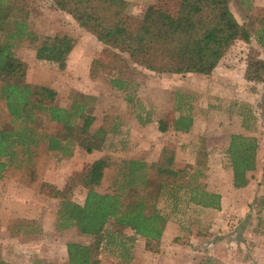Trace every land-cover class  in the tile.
Returning a JSON list of instances; mask_svg holds the SVG:
<instances>
[{"label":"rangeland","instance_id":"obj_1","mask_svg":"<svg viewBox=\"0 0 264 264\" xmlns=\"http://www.w3.org/2000/svg\"><path fill=\"white\" fill-rule=\"evenodd\" d=\"M26 1L27 22L36 40L34 43L24 41L14 50L26 63L25 81L54 89L55 103L59 106L68 105L69 93L93 96L89 110L94 121L90 130L98 127L104 117L112 116L117 132L107 135L102 149L87 153L76 148L67 159H57L55 153L46 151L41 144L32 156L30 165L35 178L31 181L26 178L24 167L5 168L0 177H7V181L0 187H4L7 196H15L16 201L23 203L13 208L24 209L25 217L15 216L7 222L6 230L0 229V246L9 247L7 250L12 254L15 240L41 245L39 258L37 247H32L28 254H15L24 258L23 264H61L60 254L64 255L66 241L88 242L90 239L73 227L61 230L59 237L47 231L44 238H40V225L45 228L55 221L59 199L53 193L66 190L72 171L85 170L91 161L105 156L108 164L97 187L104 192L113 178L114 163L122 158L151 161L165 145L174 149V167L191 165L186 170L189 175L195 169L192 165L195 152L202 146L206 165L199 169L197 177L187 176L183 181L188 179L192 187L218 193L222 197H219V208L209 210L212 208L187 201L186 186L176 191L174 188L164 190L157 201V208L166 217L160 239L146 242L134 236L129 257L121 255L122 246H128L129 241L116 246V237L113 243L102 240L99 264H264V81L243 77L250 58L264 60V47L257 43L256 34L251 31L248 39H236L209 75L158 76L128 65L127 68L117 67L121 73L116 69L98 72L91 79L88 76L91 59L107 63L111 60V51L78 28L67 14L55 10L50 0ZM153 4L172 14L178 8L177 0H131L121 19L124 25L133 29L146 6ZM229 4L235 18L243 21L248 29L251 22L252 26L264 27V0H229ZM56 33L73 39L63 68L55 62L34 57V48L40 40ZM114 64L120 65V62ZM112 77L125 79L126 86L119 90L111 87L109 79ZM176 105H180L181 110L188 108L192 116V124L185 133L171 128L172 120L180 113L175 110ZM145 113L151 121L141 124L137 115L144 117ZM7 120L0 101V127ZM159 120L166 124L164 131L157 128ZM39 124L46 130H54V124L45 119ZM232 133L254 136L258 143L257 165L247 172L249 183L242 188L232 187L225 154ZM84 193V188L75 186L67 195L81 203ZM0 222L2 227L5 214L0 215ZM122 233L127 235L130 231L125 229ZM119 238L124 239L118 237L117 240ZM39 241L42 242L39 244ZM2 255L0 249V258Z\"/></svg>","mask_w":264,"mask_h":264},{"label":"trees","instance_id":"obj_2","mask_svg":"<svg viewBox=\"0 0 264 264\" xmlns=\"http://www.w3.org/2000/svg\"><path fill=\"white\" fill-rule=\"evenodd\" d=\"M55 10L67 14L85 33L101 46L111 51V60L102 63L91 59L88 76L94 79L98 72H110L128 65L144 68L158 76L195 73L209 75L226 50L238 38L248 39L256 34L257 43L264 47V27L248 29L243 21L233 15L229 0H177L178 8L172 14L160 5H149L140 15L136 26L129 29L123 18L127 0H50ZM29 9L26 0H0V101L3 102L8 120L0 127V176L8 166L24 167L26 178L31 181L35 171L30 165L32 156L43 144L45 150L56 154L57 159H67L76 148L87 153L102 149L108 134L117 132L113 117H104L94 130L90 127L94 116L90 106L91 95L69 93L67 106L55 103L54 89L25 81L26 63L14 54L22 43H34L35 34L27 22ZM73 46V39L56 33L40 40L34 48L37 60L51 61L60 68ZM120 62V65H115ZM114 74V73H113ZM246 80L264 81V60L250 58L243 72ZM109 84L116 90L127 82L112 77ZM129 100V98H128ZM172 120L173 131L185 133L192 124L189 109L181 110ZM141 124L151 119L137 115ZM45 119L54 124V130L41 127ZM242 126L246 127L243 124ZM159 131L166 129L159 120ZM257 139L239 133L229 135L225 148L231 174V185L242 188L248 182L247 172L256 166ZM174 149L162 146L154 160L122 158L115 162V172L109 189L97 190L103 171L107 167L105 156L90 162L85 170H74L69 176L65 191L55 190L59 199L54 228H75L88 242L66 241L65 264H99L102 240L123 245L121 255L129 257V246L134 236L146 242L160 239L166 217L157 208V201L164 190L185 186L187 201L203 207L219 208V194L198 186H190L199 169L206 165V152L202 146L196 150L192 165L194 172L187 175L191 165L173 166ZM25 165V166H23ZM182 182H186L185 185ZM75 186L85 189L81 203L69 198L67 193ZM174 191V192H175ZM172 193V196L174 195ZM109 229V230H108ZM130 234L124 235L123 230ZM0 264H13L0 260Z\"/></svg>","mask_w":264,"mask_h":264},{"label":"crops","instance_id":"obj_3","mask_svg":"<svg viewBox=\"0 0 264 264\" xmlns=\"http://www.w3.org/2000/svg\"><path fill=\"white\" fill-rule=\"evenodd\" d=\"M127 1H128V5H129V2L131 0H127ZM256 165H257V157H256ZM6 181H7V177H0V185H4V183ZM21 185H23V184H21ZM11 186L13 187V184ZM18 187H21V186H18ZM4 190L5 189H4L3 186L0 187V215L1 214H5V223L2 225V227H1V222H0V229L2 231L6 230L5 227H6L7 222L9 220H13L15 218V216L18 217V218H21V219H23L25 217V214L23 213L24 212V209H22V211H21V209L18 208V207L13 208V206L15 204L18 203L20 205H23V203L16 201L17 200V197H15V196L14 197L7 196V193H5ZM220 198L222 199L221 196H220ZM5 207H7V208H5ZM209 210H213V208L212 209H209ZM206 212H208V211H206ZM40 228L42 230V234H41V237H40L41 239L44 238V236L47 234L46 233L47 231L57 234L58 237L60 236V231L61 230H56L54 228V224H52V223L50 224V226L45 227V228L43 227V224H41L40 225ZM40 242H42V241H39V244H40ZM13 246L14 247L11 248V249H13V251L17 252L18 254H22V255L24 253H27L28 254V252L32 249V247H37L35 249V250H38V257L37 258L40 257V254H39L40 251L39 250H41V248H42L41 245H38L37 246V245H34V244H28V243L23 242V241L15 240V245H13ZM0 249L2 250V254H3L1 256V258H0V260L6 261V262H9V263H13V264H23L24 262H26V261H24V258H21V256H17L15 254V252H12V254H11L10 251L7 250V249H9V247H5L4 245H1L0 246ZM63 250H64L63 251L64 252V255L63 254L62 255L60 254V256L62 257V259L60 261L61 264H65V257H66L65 245L63 246ZM3 251H7V253L5 254ZM51 261L54 262L55 260H51Z\"/></svg>","mask_w":264,"mask_h":264}]
</instances>
